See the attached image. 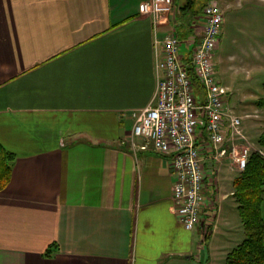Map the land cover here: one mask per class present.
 <instances>
[{
	"label": "crops",
	"instance_id": "crops-1",
	"mask_svg": "<svg viewBox=\"0 0 264 264\" xmlns=\"http://www.w3.org/2000/svg\"><path fill=\"white\" fill-rule=\"evenodd\" d=\"M143 1L0 0V143L15 154L0 190V264H213L228 253L217 240L230 243L239 227L236 164L201 149L207 201L187 230L174 211L170 156L131 139L132 111L155 95V39L177 34L185 58L204 25L189 0H174L158 21L140 12ZM241 1L263 7L242 15L263 37L264 0ZM259 41L241 47L256 68ZM252 103L244 96L231 107L257 113L243 124L257 146L264 114Z\"/></svg>",
	"mask_w": 264,
	"mask_h": 264
},
{
	"label": "built area",
	"instance_id": "built-area-1",
	"mask_svg": "<svg viewBox=\"0 0 264 264\" xmlns=\"http://www.w3.org/2000/svg\"><path fill=\"white\" fill-rule=\"evenodd\" d=\"M173 1L146 0L140 3L139 10L158 21L173 11ZM202 15V32L185 58L179 54L181 42L177 34L155 39L157 83L153 102L131 113V139L141 137L140 148L151 147L170 156L174 211L187 230L200 223L207 201L201 149H209L215 160L229 157L239 171L245 168L251 150L264 155L243 131L244 117H257V113L235 114L227 88L216 78L214 59L220 42L222 10L214 0H207ZM198 134L203 145L197 143Z\"/></svg>",
	"mask_w": 264,
	"mask_h": 264
},
{
	"label": "rangeland",
	"instance_id": "rangeland-1",
	"mask_svg": "<svg viewBox=\"0 0 264 264\" xmlns=\"http://www.w3.org/2000/svg\"><path fill=\"white\" fill-rule=\"evenodd\" d=\"M193 1L198 7V9H201L200 3L201 0H191ZM221 8L223 16H224V24H221V35H220V43L218 45L217 49V55H215V62H216V78L217 80L223 84L229 86L230 89V105L231 104H236L242 97L246 96L250 100H254V103L251 105H248L247 108L248 110L252 112V108L254 105L259 107L256 104V101L259 98H264V88H263V83H264V62L263 66L256 68V66L259 64L257 61H251L250 64L247 63L245 59L241 55L245 52L242 51L241 47L243 46L244 48H250L252 46L251 42H257L260 39H263L264 36L260 37L258 36L259 31H256V19L248 20L250 23L248 27L244 26V19H242V15L245 12H250L252 15H255L256 12L262 13L263 7H261V11L256 10V8L250 9L247 11V9L244 7L242 4L241 0H228V8H226V4L224 0H214ZM189 3V2H188ZM245 12H244V11ZM255 23V24H254ZM245 29L251 30L250 35L246 36L247 34L245 33ZM255 30V32H253ZM201 34V33H199ZM251 41V42H250ZM260 42V41H259ZM262 53V59L264 61V51ZM260 53V54H261ZM218 61V62H217ZM255 64V66L248 67V65ZM250 106V107H249ZM261 109H257L259 112H261V116L264 114V110L262 107ZM235 114H237L234 111ZM253 113V112H252ZM239 115V113L237 114ZM244 115V114H243ZM245 118V117H244ZM257 120L255 118H249V119H244L242 122V125L246 121H254ZM256 139L253 141L255 142ZM256 143V142H255ZM257 144V143H256ZM255 144V145H256ZM237 216L239 217L238 211L236 212ZM209 222V221H208ZM207 221L203 226V233L202 237L206 238L210 234V229ZM240 217H239V227L234 226L233 227V241L230 243L224 244L226 239L224 236L218 235V240L217 244L218 247H220V250L224 248L225 250H228V252L234 248L238 242H240L244 238V230L242 227V224ZM226 253H215L213 254V264H225V258H226ZM207 264V261L205 260V263Z\"/></svg>",
	"mask_w": 264,
	"mask_h": 264
},
{
	"label": "trees",
	"instance_id": "trees-1",
	"mask_svg": "<svg viewBox=\"0 0 264 264\" xmlns=\"http://www.w3.org/2000/svg\"><path fill=\"white\" fill-rule=\"evenodd\" d=\"M206 1L201 0V9ZM189 3L194 5L191 0ZM190 74L193 76L192 71ZM256 104L264 107V98H259ZM257 146L264 151V131L257 138ZM14 159L15 154L0 143V190L10 180ZM233 196L237 202L244 238L227 253L225 264H264V155L258 150L250 151L245 168L233 180ZM48 250L50 247L45 252L46 256L49 255Z\"/></svg>",
	"mask_w": 264,
	"mask_h": 264
}]
</instances>
